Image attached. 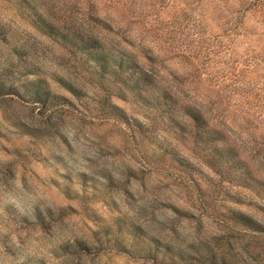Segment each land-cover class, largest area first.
<instances>
[{"label":"rangeland","instance_id":"374dc122","mask_svg":"<svg viewBox=\"0 0 264 264\" xmlns=\"http://www.w3.org/2000/svg\"><path fill=\"white\" fill-rule=\"evenodd\" d=\"M97 3L0 0V264H210L206 251L224 233L220 213L229 205L264 222V190L227 182L189 132L162 118L156 99L167 90L180 110L234 120L264 177V108L246 102L234 116L217 85L228 62L264 57V29L241 0ZM46 21L153 71L156 97H123L113 73L43 31ZM209 43L217 55L200 78L202 62L189 56ZM37 78L67 101L43 105ZM241 237L232 241L245 264Z\"/></svg>","mask_w":264,"mask_h":264},{"label":"trees","instance_id":"16d2710c","mask_svg":"<svg viewBox=\"0 0 264 264\" xmlns=\"http://www.w3.org/2000/svg\"><path fill=\"white\" fill-rule=\"evenodd\" d=\"M96 1L106 2L110 6L121 5L124 8L125 6L129 7L128 2L135 5L138 0H85L88 5L93 3L94 6L98 5ZM241 2L243 11L252 13L264 29V0H241ZM242 26L241 22L237 27L230 28L231 33H235V35L241 33ZM41 28L51 36L63 40L66 47L74 48L76 54L92 57L94 61L99 63L102 70L113 73L118 82L122 83L119 94L123 97H125L124 92L126 90L130 91L134 96L133 98L141 104L156 97L151 89L155 86L154 72L144 69L131 57L124 58L126 53H122L120 59L115 55H110L106 50L103 51L104 49L98 45L96 40L85 32L73 31L70 34H65L62 31H54L55 27L47 21L42 24ZM215 52L214 45L209 43L196 53L193 52L192 56H189L192 59H197L196 61L200 63L202 62L198 67L200 78H203L201 77L203 76L201 69L205 66V61L211 60L212 63L217 55ZM261 67H264V57L254 56L252 60L245 57L244 61L228 62L225 69H223L222 76L217 83L218 91L222 94V101L226 102L227 106L234 108L232 109L234 116L235 112L241 113L240 107L246 102L254 101L264 108V85L262 86V79L257 80V77H261L263 74L261 73ZM210 73H204V76L213 80ZM32 87L36 99L43 105L67 101L68 99L58 94H52L46 88L42 79H34ZM69 88L72 92H76L73 86H69ZM158 97L156 103L162 109V118L168 120L169 123L173 122V125L183 132H189L192 141L200 145L215 160V164L219 167L217 169L214 166V168L227 182L251 191L257 190L259 193L264 190V177L260 175L259 168L255 167L249 155L245 154L242 143L246 141L243 134L238 133L240 128L236 122L234 123V120H231L230 123L225 121L216 124L213 123L210 113L198 107L195 108V106L189 105V108H184L186 111L182 108L180 110V98L170 95L167 90L159 93ZM110 106L114 114L128 123L130 122L126 111L120 109L114 103H111ZM232 112L229 111L230 114ZM185 116L189 122L185 120ZM184 122L191 125L189 129H186ZM224 123L228 124V128L230 127L234 138L228 134ZM232 128L235 130L232 131ZM220 214L218 218L222 223L224 233L216 237L217 247L209 248L206 251L209 263L239 264V255L242 254V250H237L235 242L232 241L234 234H239L242 236V240L248 242V244L244 242L250 254L249 260L245 264H264V222L229 205L226 207V211ZM158 249L164 250L162 246Z\"/></svg>","mask_w":264,"mask_h":264}]
</instances>
